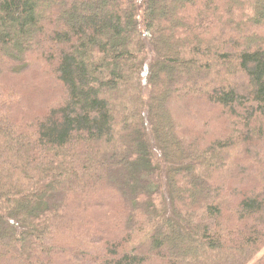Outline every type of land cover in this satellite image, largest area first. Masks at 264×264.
<instances>
[{"label":"trees","instance_id":"obj_1","mask_svg":"<svg viewBox=\"0 0 264 264\" xmlns=\"http://www.w3.org/2000/svg\"><path fill=\"white\" fill-rule=\"evenodd\" d=\"M263 140L264 0H0V264H264Z\"/></svg>","mask_w":264,"mask_h":264},{"label":"rangeland","instance_id":"obj_2","mask_svg":"<svg viewBox=\"0 0 264 264\" xmlns=\"http://www.w3.org/2000/svg\"><path fill=\"white\" fill-rule=\"evenodd\" d=\"M237 93L238 94H242V92H241V90H237ZM179 105H180V103H179ZM203 105H205L204 107H207L208 105H206V103H204ZM262 142V141H261ZM263 142H264V140H263ZM256 144V143H255ZM260 147L262 148V143L260 144ZM246 148H248L247 150H249V151H251V153H252V150L253 151H255V152H258V151H256V149L254 150V149H250L248 146H246ZM260 155V154H259ZM239 156V157H238ZM244 156V153L240 150V151H238L237 153H236V155L234 156V161L236 162V163H239L240 165H242V164H247V162H246V160L243 158V160H240V158H242ZM238 157V158H237ZM261 158V157H260ZM262 159H260V161H261ZM240 161V162H239ZM264 165L262 164L261 165V167H263ZM234 170L236 171V168H233L232 169V174H234ZM253 181V177L251 176V175H249V177H248V179H247V186H248V184L249 183H253L252 182ZM253 186V185H252Z\"/></svg>","mask_w":264,"mask_h":264}]
</instances>
